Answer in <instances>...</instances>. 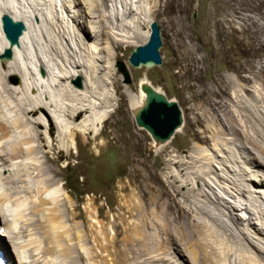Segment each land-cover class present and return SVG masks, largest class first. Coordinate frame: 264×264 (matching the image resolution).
<instances>
[{"label": "rangeland", "instance_id": "374dc122", "mask_svg": "<svg viewBox=\"0 0 264 264\" xmlns=\"http://www.w3.org/2000/svg\"><path fill=\"white\" fill-rule=\"evenodd\" d=\"M27 1L25 0V2ZM154 1L152 3V6L155 7L154 10L163 11L165 9L164 5L167 0L161 3ZM64 2L66 6H69V0H64ZM132 2L135 7L137 5L138 8H136L140 14V5L137 0H132ZM179 3L185 32L183 39H176L173 34L168 21L169 15H167L169 8L164 14L157 16L154 21L160 28L161 65L134 68L128 64L131 51L147 41L148 38L143 35L137 36L132 44L119 49L117 62L114 66L121 104L106 122L102 137L95 139L93 134H85L84 139H79L77 148L70 143L67 152L59 141L56 126L53 127V134L49 138L43 125L38 126L34 123L29 125V129L44 133V143L54 140L55 151L49 153L50 157L56 160L53 188L58 187L62 193L68 194L70 197V202L62 197L58 201V207L70 221L67 222L69 228L72 229L73 236L81 230L87 234L85 242L88 250L93 253L94 259L89 260L91 255L85 253L88 259L84 262L85 264L87 262L88 264H101V260L107 258L106 253L97 247L99 239L97 241L95 236L100 233V230H106L107 234L110 233L111 239L116 236V249L123 251V254L117 255L111 240L110 242L109 240H100L104 245H109V250L113 252L110 259L113 257L122 263L124 261V264L130 263L132 256L127 248L134 245L137 250L135 261L132 259L134 264H195L190 249L186 248V242H190L192 250L194 243L198 245L196 242L203 243L204 240L198 235L186 238L182 231L181 235L184 240L181 244L177 241L180 235L173 227L168 235L166 220L168 216L172 217L168 213L166 203L168 196L175 199L176 202H181L186 208H189L190 204L195 208L194 203L198 204V210H195L197 215L193 213L194 218L203 225L199 230L200 233L208 238L214 237L213 244L217 242L225 250L226 258L223 257V260H227L221 264H245L239 258L250 256L249 241L264 251V191L255 193L257 177L264 179V172L259 169L264 154L260 150L261 147H254V142L257 144L259 142L258 145L264 147L262 140L255 135L250 138L254 142L250 141L249 144L244 140L245 138H241L240 134L242 133L243 136L244 130L236 122V126L241 132L238 135L239 138L234 139L238 149L214 151L211 144H202L194 137L195 132L203 135L206 130L205 125L210 126L207 122L204 125L195 126L194 131L184 130L170 142L161 145L150 132L140 128L134 110L129 107L128 97L124 93L126 89H130L134 94H138L140 80L147 74L154 87L167 98L176 100L181 111L188 113L190 122L196 116L194 115L195 109L198 110H196L197 113L207 112L209 116L210 108L207 106V102L223 100L230 105L228 115L240 119L244 124L249 121L247 110H250L256 116V123L264 131V0H179ZM111 4V2H107V11L104 8L106 12L103 9L105 16L108 15ZM135 7L133 9L137 12ZM142 7L145 6L142 4ZM56 9L60 12L59 8ZM68 9L71 8L68 7ZM63 13L66 14L67 11L64 10ZM149 27L150 24L143 23L140 29L145 34L149 32ZM89 28L93 32V25H89ZM99 43H102L101 48L105 46L103 41H99ZM105 56L104 53L103 57L105 58ZM119 63L123 64L129 83L125 82V77L117 66ZM6 71H8L6 66L0 67V77L3 78ZM7 79L9 82L17 84L15 75H11ZM77 80L79 81V79ZM77 80L76 82H78ZM243 87L246 89L244 90ZM1 91L5 99L12 97V105L9 106L12 107V112L6 110L4 104L0 102V119L4 123L6 122L7 126L12 127V137L9 143L4 144L5 151H10L12 143L17 144L21 141L20 130L18 131L14 127V117L18 116L26 122L29 120L35 122L36 118L26 114L28 106L21 97H13L5 89H1ZM31 96H29L31 98L29 102H34L35 96ZM14 100L15 103H13ZM81 120L82 118H79L77 123ZM210 122L212 123L213 119ZM250 133L254 134L251 127ZM115 135L116 137H114ZM207 135L211 137L210 133ZM216 137L218 142H227L225 136ZM199 143L200 145H198ZM38 145L39 147L43 145L41 140L36 143V148ZM196 146H201L200 150L202 151L200 152L203 156H209L213 160L220 179L217 178V175L212 174L210 177H206L208 184L202 181L197 182L195 196L193 193L186 197V200L191 198L188 204V202L184 203V195L178 196L177 191L187 193L193 187L192 182L187 187L181 188V182H175L170 177L171 174L179 172V166H174L170 160L175 157L173 154L176 153L190 154ZM238 150L243 151L242 154L238 153ZM45 152L47 149L42 148L37 155L39 158L36 159L45 162ZM251 152L256 153V157H261V161L257 162L259 163L258 167L254 166L255 163L254 165L249 164L245 160V157L247 159L250 156L247 154H251ZM3 154L8 158L7 153L3 152ZM0 160L10 166L7 159L0 158ZM233 160L238 161L235 163ZM24 169L25 167L20 169L22 174L13 169L6 173L2 169V173L12 181H16L20 190L25 186L22 183V177H25L23 176ZM198 169L203 175L209 171L201 164ZM245 170L249 173L248 175L245 174ZM249 175L256 177V180H247ZM181 176L183 177L181 178ZM180 178L186 181L183 173H180ZM37 180L43 181L44 178ZM35 182H33L34 185L31 183V186H34L32 190L36 189L37 182ZM233 182L243 188L242 193L233 189L235 186ZM248 186L249 189H247ZM7 187L11 188L3 181L0 188L6 190ZM52 194L54 195V191ZM49 196L46 195V197ZM223 198H227V200H223ZM252 204L256 208L252 207ZM230 205L238 206L239 210H242L243 207L247 208L248 213L245 210H234L233 215L230 211H233L234 208L231 206L229 210ZM1 207L0 221H3L1 217L4 219L5 217L1 213ZM237 215L253 219L248 222L239 221ZM39 216H35V223L43 219V216H40L42 218ZM175 216L179 217V214L175 213ZM94 218L99 223H93ZM138 227L143 228L145 232L134 234L133 229ZM5 229L4 226V232H6ZM6 230L5 235L9 236L11 230ZM259 230L262 233H259ZM12 231L14 230L12 229ZM127 236H131L132 240L127 242ZM12 239L14 238H7L6 247L0 244V250L3 252L5 249L7 264H22V260L25 262V258L21 259L20 251L18 252V247L15 243L13 244L14 240ZM144 240H146L145 244L142 243ZM44 245L47 246V241ZM207 250V246L201 248L199 256L202 258ZM194 253L198 256L196 252ZM33 255L34 253L30 251L28 256L31 259L29 260L36 264ZM259 256L257 257L259 260L264 258V254ZM108 259L107 261H110ZM54 260L55 264H67L64 263L66 261H63V257L58 256Z\"/></svg>", "mask_w": 264, "mask_h": 264}, {"label": "bare ground", "instance_id": "6f19581e", "mask_svg": "<svg viewBox=\"0 0 264 264\" xmlns=\"http://www.w3.org/2000/svg\"><path fill=\"white\" fill-rule=\"evenodd\" d=\"M153 1L137 0L140 5L139 14L138 7L137 5V8L134 6L132 0H69V6H66L64 0H29L27 2L25 0H0V67L6 66L8 70L3 75V78L0 77V102L4 104L6 110L8 109L9 112H12V107H9L12 105V97L5 99L1 93V89H5L13 97H21L28 106L25 111L26 114L36 118L35 122L30 120L26 122L18 116L14 117V127L18 131L20 130L21 141L17 144L12 143L11 154H9L10 151H5L4 144L9 143L12 137V127L7 126L6 122L4 123L0 119V149H3V151H0V158L7 159L10 163V166H8L5 161L0 160V186L3 181L11 186L10 189L7 187L6 190L0 188L1 213L5 217V219L1 217L3 221H0V244L6 247L8 244L7 238H14L12 239L14 240L13 244L17 245L21 259L22 257L25 258V262L22 260V264H35L29 260L31 259L28 256L30 251L34 253L33 258H35L36 264H55L54 259L58 256L63 257V261H66L64 263L67 264H82V262L85 264L84 262L88 260L85 253L91 255L89 260L94 259L93 253L88 250L85 242L87 234L81 230L77 231L73 236L72 229L68 226L70 221L67 220L65 213H61L58 207V201L62 197L68 202H70V197L68 194L62 193L58 187L53 188L56 160L50 157L49 153H52L53 150L55 151L54 140L44 143V133L29 129V125L32 123L38 126L43 125L49 138L53 134V127L56 126L59 141L67 152L70 143L77 148L79 139H84L85 134L91 133L95 139L102 137L106 122L121 104L114 66L117 62L119 49L122 46L132 44L137 36L143 35L148 38L149 32L143 34L140 29L141 25L143 23L151 24L157 16L164 14L167 8H169L168 21L176 39L185 37L179 0H167L163 11L154 10ZM163 1L156 0V3ZM107 2H111L112 6L110 11L108 10V15L105 16L103 12L108 8ZM142 4L145 7H142ZM68 7L71 9L69 10ZM133 7L137 9V12L134 11ZM56 8H59L60 12ZM64 10L65 12L67 11V15L63 13ZM2 15H8L14 21H21L25 25L26 28L19 39L18 45L10 47L4 38L1 29ZM89 25H93V32L90 30ZM99 41H103L105 46L101 48L100 45L102 43L100 44ZM8 49H10L12 57L10 59L2 58ZM104 53L106 54L105 58L103 57ZM11 75H15V83L17 84L9 82L7 78ZM81 81H83V84H81ZM139 86L138 94H134L130 89H126L124 92L128 97L129 107L134 110L136 119L139 112L145 108L148 100L152 97L165 99L169 103H177L174 99L161 96L163 95L162 92L150 83L147 74L140 80ZM29 96H35V101L29 102L31 99ZM13 103H15V100ZM207 106L210 108V115L208 116L207 112L197 113V109H195L194 115L196 116L191 122L188 113L181 111V108H179L181 125L168 139L160 140L155 138L156 141L161 145L168 143L178 133L184 130L194 131L195 126L204 125L208 122L210 126L205 125L206 130L203 135H199L197 132L194 133V137L198 142L206 145L211 144L214 151L238 149L234 142V139L241 133L236 126V122H238V126L243 127L244 130L243 136L242 133L240 134L241 138H245L244 140L250 144V141H253L250 138L256 135L264 143V131L256 123V116L250 110H247L249 123L245 122L243 124L240 119H235L234 116L228 115L230 111L228 102H223V100L220 102L208 101ZM222 113H224V116H222ZM79 118H82V120L77 123ZM211 119H213L212 123L210 122ZM250 127L254 134L250 133ZM140 128L146 129L142 126ZM146 130L149 132L148 129ZM207 133H210L211 137ZM216 136L218 138L225 136L227 142H218L215 139ZM228 136L230 137L228 138ZM231 137L234 138L232 139ZM40 140L43 143V147L38 145V148H36V143L40 142ZM258 144L254 142V147H261L260 150L264 154V147ZM200 147L196 146L194 151L187 155L173 154L175 157L170 160V163H173L174 166H179V168L177 167L179 172L171 174L170 177L175 182H181V188L187 187L192 182L193 187L187 193L177 191L178 196L184 195V203L188 202V204L191 198L186 200V197L188 194L193 193L195 196L197 182L207 183L206 177H210L212 174L218 176L215 163L209 156L205 157L202 155ZM42 148L47 149L45 162L36 159L39 158L37 155ZM3 152L7 153L8 158L5 157ZM242 152L238 150V153L242 154ZM247 155H250L247 159L245 157L247 163L253 165L255 163L254 166L258 167L259 163L257 162L261 161V157H256L254 152ZM228 159L230 160V158ZM22 161H25V163H22ZM236 161L238 160H233L235 163ZM17 164L18 167H16ZM200 164L206 170L209 169L205 175L199 172ZM8 167L10 168L8 169ZM22 167H25L23 174L25 177H22V183L25 186L19 190L17 182L4 176L2 169H4L5 173L10 171V169L21 172L20 169ZM259 169L264 172V159L261 161ZM230 171L233 172L232 170ZM244 172L247 175L249 174L246 170ZM180 173L184 174L186 181L181 180L183 176L180 178ZM258 177L255 193L264 191V179H258ZM217 178L220 179V176ZM221 178L224 179L222 176ZM37 179H42L43 181H38ZM34 180L37 184H35L36 189L32 190L34 186L32 187L31 183L34 185ZM247 180H256V177L249 175ZM41 183L43 184L42 186ZM233 184L235 185L233 188L235 191L243 192V188L240 185L236 182H233ZM247 189H249V186ZM53 191L54 195L52 194ZM46 195L50 196L46 197ZM223 200H227V198H223ZM166 203L168 213L172 216H168L166 220L168 235H170L173 227L180 235L177 241L181 244H183L184 240L181 235L182 231L186 238L198 235L204 240L203 243L196 242L201 246L194 243L192 250L190 242H186V248L190 249L195 264H221L226 262L227 259L223 260V257L226 258L225 250L217 242L213 244L214 237L208 238L200 233L199 230L203 225L194 218V215H197L195 210H198L196 202L194 203L195 208L191 204L188 206L189 208H186L181 202H176L175 199L168 196ZM231 206L234 208L233 211H230L233 215L234 210H245L248 213L247 208L243 207L242 210H239V207L234 205H230L229 210ZM251 206L256 208L253 204ZM175 213L179 214V217H176ZM38 215L43 216V219H40L42 217L39 216L40 220L35 223L34 218ZM237 217L239 221L243 220L245 222L253 219L252 217L242 218L238 215ZM94 220L93 223L98 222L95 218ZM4 226L6 229L11 230L9 231L10 233L8 232L9 236L5 235L7 230L5 229L6 232H4ZM38 231H40L41 235H39ZM106 232V230H100V236L99 234L95 236L97 241L99 239L97 247L106 253L108 260H110L107 261V258H103L101 264H124V261L123 263L119 260L117 261V258L116 260L113 257L110 259L113 252L109 250V245H104L102 241L100 242L102 239L109 240V242L111 240L114 243L116 254H123L122 250L118 251L116 249L117 237L113 236L111 239L110 233L107 234ZM143 232H145L143 228L133 229L134 234ZM258 232L262 233L261 230ZM126 238L127 242L132 240L131 236ZM45 241H47V246H45L46 244L44 245ZM145 241L142 243L145 244ZM206 246L208 250L201 258L199 256L200 249ZM4 250L3 252L0 250V252L6 258L7 254ZM127 251L130 252L132 257L131 262H126L125 264H134L132 259L135 261L137 250H135L134 245H131V247L127 248ZM248 251L250 256L247 258L241 257L239 260H242L245 264H264V258L257 259V257H260L259 255L264 254V251H261L251 241H249Z\"/></svg>", "mask_w": 264, "mask_h": 264}, {"label": "water", "instance_id": "95a60500", "mask_svg": "<svg viewBox=\"0 0 264 264\" xmlns=\"http://www.w3.org/2000/svg\"><path fill=\"white\" fill-rule=\"evenodd\" d=\"M25 28L21 21H14L8 15L1 16V29L10 47L19 44V39ZM161 45L159 25L156 22H152L149 27L147 41L143 45L136 46L131 51L128 64L134 68L142 66L149 68L161 65L162 61L159 54ZM11 57L10 49L6 50L2 56L5 59H10ZM117 66L123 73L125 82L129 83L123 64L119 63ZM137 123L148 129L153 137L166 140L181 125V112L176 102L169 103L165 99L152 97L148 100L145 108L139 112Z\"/></svg>", "mask_w": 264, "mask_h": 264}]
</instances>
